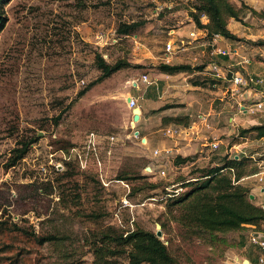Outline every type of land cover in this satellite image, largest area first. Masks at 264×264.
I'll use <instances>...</instances> for the list:
<instances>
[{
  "label": "rangeland",
  "instance_id": "obj_1",
  "mask_svg": "<svg viewBox=\"0 0 264 264\" xmlns=\"http://www.w3.org/2000/svg\"><path fill=\"white\" fill-rule=\"evenodd\" d=\"M188 4L187 0H9L4 6L6 25L0 33V225L37 235L65 236V240L40 245L21 231H4L0 264H8L7 257L16 251H24L17 264H92L93 234L101 228L111 225L128 230L138 225L156 232L159 221L164 223L162 239L170 241L171 253L182 264H218L226 252L234 255L240 249L238 232L221 234L233 245L224 248V244L209 245L188 237L172 220L166 207L170 197L166 194L172 193L166 187L180 186L176 182L188 176L192 167L175 168L176 153L154 156L155 146L149 142H170L191 131L201 132L196 154L201 167L219 162L225 152H257L253 156L258 157L264 150V138L232 147L234 133L230 131L242 115L236 108L240 97L235 101V96L208 83L194 86L196 78L203 80L202 75L179 73L167 78L168 74L157 69L172 29L179 32L171 36L172 43L204 47L173 54L170 64L195 66L211 60L203 36L195 40L186 37L194 27L187 14ZM255 11L246 9L241 20H228V29L238 39L224 38L222 45L230 51L243 45L247 58L264 62V44H258L264 42V0ZM122 22L142 25L131 36L110 42ZM99 32L104 33L102 40L96 38ZM96 53L107 62L124 59L131 66L76 98L99 75L94 65ZM236 56L240 55L226 58L235 62ZM234 66L232 70L241 71ZM248 67L264 78V64ZM143 74L157 80L162 106L149 109L148 120L133 122L132 108L123 95L132 89L131 81ZM146 89L141 82L138 89L133 88L137 93ZM137 104L141 105V98ZM58 114L61 118L56 125ZM199 114L208 115V128L197 119ZM165 116L184 121L164 124ZM248 116L258 118L259 112ZM168 127L182 132L168 136L164 132ZM136 131L140 135L136 136ZM90 133L96 136L95 150L88 147ZM212 142L218 143L214 150ZM24 144L25 156L18 159L17 150ZM64 160L70 163L69 171H74L71 179L63 175ZM129 167L147 177L133 182L115 179L117 172ZM161 168L164 176L159 175ZM144 182L160 186L132 193V186L137 190ZM97 213L100 218L92 217ZM249 230H242V236L248 238ZM111 260L112 264L127 262L125 256Z\"/></svg>",
  "mask_w": 264,
  "mask_h": 264
},
{
  "label": "trees",
  "instance_id": "obj_2",
  "mask_svg": "<svg viewBox=\"0 0 264 264\" xmlns=\"http://www.w3.org/2000/svg\"><path fill=\"white\" fill-rule=\"evenodd\" d=\"M8 1L9 0H0V33L6 25L3 8ZM157 1L172 2L177 0ZM187 1L189 2L187 14L194 25L204 32L203 39L206 41L214 34H218L227 40H237L238 38L232 34L227 27L228 20H241L242 13H244L246 9H249L252 13H256L252 7L246 5L244 2H241L240 6L237 7L230 0ZM262 15L264 16V11ZM203 18L206 19V22L202 21ZM141 25V22H122L117 26V37H120L119 40H121L122 37L127 38L131 36ZM167 38L169 40L171 36L168 34ZM258 44H264V42H258ZM207 49L209 53L210 47L207 46ZM220 57L226 58L227 56ZM210 62L211 60L202 64H196L195 66L190 64L161 63L157 66V69L161 73L168 75L179 73L202 75L203 80L199 81L198 78H196L193 85L202 86L204 83H208L209 86L216 89L213 87V84L221 83L202 74ZM214 62L222 65L217 59H215ZM94 65L99 71L98 77L80 90L76 98L85 94L92 85L100 83L115 72L131 66V64L124 59H118L113 63L107 62L100 53L95 54ZM260 85L264 86V82ZM260 85L252 86L253 90L257 91ZM153 89H155V87H153ZM60 118L61 115L58 114L54 119L56 125ZM183 121L184 118L180 117L170 118L165 116L162 119L164 124L169 122L181 123ZM185 124H187L186 121ZM188 125L189 124L184 126ZM138 135H140L139 131ZM232 138L234 139L232 145L247 139H263L264 125L237 128V132ZM61 148L66 149L65 146ZM26 149L27 145L24 144L22 148L17 150L18 154H16V157L18 159L23 158ZM66 151H68V149ZM254 153L248 152L244 155H231L225 152L222 154L219 162H212L206 167H201L194 163L196 155H175L173 159L175 168H180L185 165L192 168L188 176L182 177L176 182L179 183L180 187L184 188V191L176 196L169 197L166 202V207L168 212L172 213V220L180 226L181 230L184 231L188 237H195L209 245L224 244V248H227L233 245L228 244V241L222 237L221 234L242 232V230L246 229L247 225L252 226L255 232L264 233V229H260L261 224L264 223V207L256 204L254 200L249 199L251 193L250 188L242 183L244 177L258 171L257 162L264 160V150L258 157L253 156ZM63 162L65 165L63 175L65 178L71 179L74 176V171H69V162L66 160ZM146 177L147 176L139 174L138 171L136 172V170L131 167L126 168V170H120L115 175V179L128 182L141 180ZM159 186V184L144 182V186L139 187L137 190L132 186V193L141 191L146 187L157 189ZM100 216L101 214L99 213L95 215L92 214L94 218H100ZM159 224L161 228L164 229V223L159 221ZM10 229V227L0 225V238L4 231ZM11 230L21 231L40 245L47 242L58 243L65 240V236L52 233L37 235L26 229L17 227ZM93 235L94 239L91 247L93 256L92 264H112L114 261L111 259L120 256H125L127 261L126 264H182V262L171 253L169 249V240L165 241L157 237L155 231L144 229L138 225L128 230H121L114 226L107 225ZM237 246L241 248L243 246V241H239ZM250 246V251L256 256V262L254 263H259V258H264V251H261L257 246L251 243ZM23 252L16 251L12 256L7 257L9 259L8 264L19 263ZM247 259L253 263L252 259ZM260 263H264V259L263 262Z\"/></svg>",
  "mask_w": 264,
  "mask_h": 264
},
{
  "label": "crops",
  "instance_id": "obj_3",
  "mask_svg": "<svg viewBox=\"0 0 264 264\" xmlns=\"http://www.w3.org/2000/svg\"><path fill=\"white\" fill-rule=\"evenodd\" d=\"M235 6H240L241 2H244L246 5L252 7L253 9L257 10L258 7H260L262 0H230ZM174 35L178 34V30L173 29ZM185 33V32H184ZM184 35H187L184 34ZM187 37V36H186ZM192 42V40L187 41V44H190ZM234 41H231V43H233ZM234 44V43H233ZM204 46L198 45V44H193L191 46H188L186 49H202ZM233 49H235L238 53L239 57H235V62L232 61V59H227L225 57H220V56H209L210 59L215 60L217 59L220 62H225L222 65L225 66H229V65H235L234 67H237L239 70L241 71H246L248 73H252V74H258L261 75L259 71H257V69H250L248 67V65H252L254 66V68H258L259 66L263 65L264 62L263 61H256L253 58H248L249 63L246 65L242 64V60L243 58H247L246 55L248 56V53L246 52V48H244L243 45H240L238 47H234ZM227 62V63H226ZM233 62V63H232ZM231 63V64H229ZM163 75V74H162ZM164 76V75H163ZM170 76V75H165V77H174ZM136 82V84H134ZM139 80H133L131 81V86L132 89L129 90L127 92V94L123 95V99L125 101H127V105H128V101L130 98H133L135 100H137L136 102L138 103V99L141 98V105L137 104L139 108H141L140 111V118L139 120L141 121L142 119L148 120L150 118L149 115H147V111L149 109H156L159 108L160 106H162L160 98H161V94H160V89L159 86L157 84V80H153V83L151 84L152 86L155 87V89L153 88H148L146 91L144 92V90L141 93H137L136 90H133V88L138 89L139 88ZM150 85V86H151ZM187 85V84H186ZM149 86V87H150ZM173 90V89H172ZM177 90V89H174ZM264 93V86L260 85L258 86V90L256 93H253V95L251 96H245V100H244V104H248L250 102L253 101L254 98H261V100L264 101V97H261V95ZM235 96V101H237V99L239 98L238 95H234ZM129 98V99H128ZM227 106H225L226 108ZM134 108V107H133ZM263 111V112H262ZM259 112V116L257 117H251L248 116V114L246 113H242V115L238 116V121L235 124V129L231 130L230 132L234 133V135L237 132V128H246L252 125H264V109ZM262 112V113H261ZM231 120H233L232 118H230ZM201 131V130H200ZM202 133L197 132V131H191L189 134H186L184 136H179V137H175L173 139L170 140V142L168 141H164V140H160V141H152L149 140V142L154 145V150L155 149H164V148H171L173 153L176 155H181V156H188V155H196L199 151V141L202 138ZM262 139V138H261ZM258 139V140H261ZM249 139L242 141L240 143H234L232 145V147L237 148L239 145H241L242 143H247ZM251 142H253V140H250ZM148 143V142H147ZM249 144V143H248ZM233 149V148H232ZM257 153V152H255ZM199 160V158H196L194 160V163L196 165L197 161ZM242 183L246 184L249 188H250V194L253 195V200L255 201L256 204L258 205H262L264 206V175H263V181H258L256 177H253L251 175L244 177V179L242 180ZM261 227H264V223L261 224ZM246 228H250V230L248 231V238H246V236H242L243 232H238V237L237 240L239 241H243V246L237 251V253H235L234 255H232L233 253H227L225 254V257L222 258L220 260V262L218 264H264V263H254L256 262L255 258V254L252 253V251H250V242H249V235L251 233H257L253 230L252 226H246ZM248 239V240H247ZM248 241V243H247ZM247 258L252 259L253 263L250 262V260H248ZM245 260H247L248 262H245ZM243 261V263H242Z\"/></svg>",
  "mask_w": 264,
  "mask_h": 264
},
{
  "label": "built area",
  "instance_id": "obj_4",
  "mask_svg": "<svg viewBox=\"0 0 264 264\" xmlns=\"http://www.w3.org/2000/svg\"><path fill=\"white\" fill-rule=\"evenodd\" d=\"M170 36L174 35L173 29L169 33ZM199 36H204V32L200 29H198L195 25L191 31L188 32L187 37L191 39H197ZM98 40H102L104 38V33L99 32L96 36ZM110 42L116 43L118 38L116 35V32L114 31L111 34V37L109 38ZM193 41V40H192ZM207 46L210 47L209 56H227L230 55H238L237 51L235 49L228 50V48L224 47L222 45V42H224V37L214 34L211 36L209 40L206 41ZM183 44L184 42L181 41ZM203 46V44H201ZM186 48L182 45H176L175 43L171 42V38L167 40L164 44L161 60L162 63L169 64L170 59L173 56V54H177L180 51L185 50ZM249 60L248 58H243L242 64H248ZM204 76H208L214 81H218L221 84L214 83L213 87L216 88V90H220L224 93H229L231 96L238 95L240 97V102L237 104V111L240 113H246V114H255L264 109V101L261 100V98H254L252 102L248 104H244L245 95L250 96L253 95V93H256L257 91L253 90L252 86L260 85L264 82V78L258 75H254L252 73H248L246 71H238V70H232L231 65L225 66V65H219L214 60L211 59V62L206 66L205 71L202 73ZM142 84H145L146 86H149L153 83L152 80L149 79L148 75L143 74L138 79ZM136 83V82H135ZM261 97H264V93L261 95ZM137 106V102L135 99L130 98L128 101V107L133 108ZM208 115L205 114H199L197 116V119L200 120L205 127H209L208 121H207ZM165 134L168 136H174L178 134L179 132H182V130H178L176 128H166L164 130ZM88 147H92L93 150H95L96 146V136L93 133H90L88 136ZM210 147L212 150L216 149L218 147L217 142H212L210 144ZM173 153L171 148H164V149H155L153 150L154 156H164L169 157ZM258 171L252 174L251 176L256 177L258 181H263V175H264V160H261L257 162ZM149 168V171L152 172V168L150 166L146 167ZM165 170L161 168L159 170V175L164 176ZM176 188L170 190V187H166L167 191H171L172 194L169 192L166 194L167 196H176L180 194L183 191V188L178 186V184H172V187ZM127 186V185H125ZM124 204H127V201H124ZM144 205V203H142ZM264 207V206H263ZM249 242L255 246H257L261 251H264V233L257 232V233H251L249 235ZM263 257L259 258V262H263Z\"/></svg>",
  "mask_w": 264,
  "mask_h": 264
},
{
  "label": "water",
  "instance_id": "obj_5",
  "mask_svg": "<svg viewBox=\"0 0 264 264\" xmlns=\"http://www.w3.org/2000/svg\"><path fill=\"white\" fill-rule=\"evenodd\" d=\"M136 84V83H134ZM129 99V98H128ZM132 121L133 122H137L140 118V108L139 107H134L132 108ZM135 135L137 136L138 135V131L135 132ZM142 141L144 142L145 141V138H142ZM236 158V157H235ZM149 170V168H146ZM249 199L250 200H253V195L250 194L249 195ZM156 236L159 237V238H162V231H161V225L159 223H156ZM245 262H248L247 260H245Z\"/></svg>",
  "mask_w": 264,
  "mask_h": 264
}]
</instances>
